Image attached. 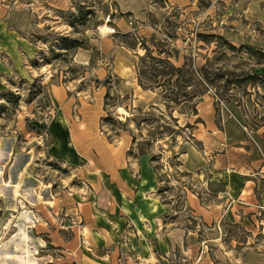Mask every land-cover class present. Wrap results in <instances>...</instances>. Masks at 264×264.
<instances>
[{
	"label": "rangeland",
	"instance_id": "rangeland-1",
	"mask_svg": "<svg viewBox=\"0 0 264 264\" xmlns=\"http://www.w3.org/2000/svg\"><path fill=\"white\" fill-rule=\"evenodd\" d=\"M199 33L219 34L235 47L264 49V0H0V264H22V252L24 264H65L67 251L45 235L40 244L21 250L16 212L35 207L36 190L43 201L48 191L56 198L64 195L69 201H63L64 207L76 211L74 219L62 214L56 220L44 212L55 230L70 236L61 224L75 220L81 225L78 204L83 210L95 200L91 163L108 161L101 142L112 151L108 143L128 148V167L136 176L141 158L147 160L159 183L156 194L171 210L163 218L168 227L198 230L200 242L210 228L219 227L229 264H242L234 259L240 261L246 251H264V209L248 214L244 205L234 204V218L244 214L237 226L228 217L204 225L188 207L196 197L213 205L222 189L215 182L206 184L210 156L224 148L218 138L207 147L202 143L211 130L206 121L214 119L216 135L227 140L231 132L250 136L264 119V84L253 87L240 80L248 73L264 75V62L218 49L215 39L204 43ZM69 39L84 46L66 56ZM153 39L172 53L173 64L182 67L186 61L193 74V80L188 71L177 75L172 95L178 102H170L169 110L162 87L145 78L140 85L139 60L146 54L141 43L153 50ZM234 106L244 116L236 131L229 129L236 123L226 119L235 114ZM108 115L114 122L102 120ZM259 185L264 188V181ZM105 187L96 190L101 194ZM127 230L120 237L118 264H147L130 246ZM210 248V260L218 264ZM87 249L82 243L77 250L90 253ZM157 250L162 258L149 264H184L178 252Z\"/></svg>",
	"mask_w": 264,
	"mask_h": 264
},
{
	"label": "crops",
	"instance_id": "crops-1",
	"mask_svg": "<svg viewBox=\"0 0 264 264\" xmlns=\"http://www.w3.org/2000/svg\"><path fill=\"white\" fill-rule=\"evenodd\" d=\"M234 109L235 114L226 119L236 123L229 124V129L236 131V126L240 128L244 116L238 113V107L234 106ZM223 120L226 123L224 116ZM214 121V119L206 121V127L211 130L201 141L206 147L214 144L217 138L220 145L224 144L220 153L210 156L212 160L211 177L206 182L208 186L214 182L221 184L222 189L215 193L221 197H216L219 201L214 202L213 205H203L196 197L195 200L189 201L190 204L188 202V207L199 216L204 225H216L220 219L225 217H228L232 223L242 224L243 212L238 216L239 220L234 218L235 214L232 215L234 204L244 205L248 214L264 209V188L259 185V182L264 181V119L249 131L250 136L246 133L239 136L231 132L227 140L216 135ZM101 145L104 151L109 153L108 161L97 160L91 163V167L94 168L89 182L95 189V200L89 208L84 207L83 210L79 209L78 204L77 210L80 212L81 225H77L75 220L72 222L74 224H61L70 233L67 238L62 236L60 229L55 230V224L51 222L44 210L46 209L56 220H59L62 214L74 219L76 211L73 212L70 205L64 207L63 201L65 204L68 201L64 195L56 198L48 191L45 198L49 199L43 197L45 199L43 201L41 198L43 194L36 190L33 198L35 207L27 212L24 209H18L16 212V217H19L18 233L20 236L18 240L22 251L30 248L32 244H40L41 237L45 235L51 239L56 248L62 247L67 251L63 256L65 264H68L69 260L77 264H118L120 237L126 227H130L131 232L129 230L126 232L132 237L129 238V244L132 247L135 245L137 254L143 257L147 264L162 258L157 249L162 250V253L166 255L178 252L184 264H213L209 257L210 253L207 251L209 246H212L210 249L214 257H217L218 264L231 262L228 251L222 248L223 233L219 227L218 229L216 226L210 228L208 238L200 242L198 230L189 231L179 225L168 227L163 221V218L171 214V210L156 194L159 191V183L154 170L147 164L145 158H141V161L145 160L143 163L140 161L141 170H137L139 173L136 176L134 171H130L128 167L125 156L128 148L119 144L115 147L108 143L114 149L112 151L103 142ZM73 148L77 149L76 146ZM75 153L79 155V152ZM184 155L183 153L180 157ZM103 185L106 186V191L99 194L96 187ZM36 188L38 189L37 186ZM74 198L78 199L76 196ZM101 199L102 207L99 205ZM42 206L44 209H41ZM41 225H45L46 228ZM82 243H86L90 253L78 252L77 249ZM109 246H113L112 250H107L105 253L97 252ZM76 252L78 254L75 255ZM21 257L22 264H24L23 262L27 259L25 252L21 253ZM234 260L242 264H264V251H246L240 261L237 258Z\"/></svg>",
	"mask_w": 264,
	"mask_h": 264
},
{
	"label": "trees",
	"instance_id": "trees-1",
	"mask_svg": "<svg viewBox=\"0 0 264 264\" xmlns=\"http://www.w3.org/2000/svg\"><path fill=\"white\" fill-rule=\"evenodd\" d=\"M91 14V13H89ZM198 39L202 40L204 43H211L216 41V48H223L228 49L233 53H247L250 57L255 58L259 63L264 62V49L261 47H255L248 44L240 45L239 47H235L232 45L229 41H227L223 36L219 34H206V33H199L197 34ZM215 39V40H214ZM214 40V41H213ZM218 40L221 44H219ZM154 49L152 50L150 47H148L145 43H141V47L146 50V54L144 57L140 58L139 63L140 65H143L142 68H139V79H140V85H143V78L150 80V82L154 83L155 87H162L164 93V98L166 100L165 107L169 110V103L170 102H178V99L175 95H172L173 93V82L178 81V74L184 73L188 71V74L190 78L193 80V74L191 70L189 69L188 63L186 61L184 62L182 67H177L175 64L172 63L171 57L172 53L169 50H165L162 47H160L155 40H152ZM84 44L80 40L77 39H69L65 41V45L63 47V50H65L64 55L68 56L70 53H72L74 50L78 48H83ZM157 52L156 56H153V52ZM225 57L226 54H225ZM206 72V66L202 68ZM149 77H148V76ZM203 77H207V74L204 73ZM241 82H246L249 85H252L255 87V85L259 84L261 82L264 84V75L263 74H257V73H248L244 74L242 79H240ZM229 82V81H227ZM108 83V79H107ZM107 85V84H106ZM108 87V86H107ZM168 91H170L171 94L168 95ZM105 105L107 106V103L109 99H111L110 90L108 88V92L105 94ZM174 96V97H173ZM103 121L108 122H114V119L111 115H108L107 117H104L102 119ZM138 126V124H137ZM124 131H127V129L124 128ZM133 142L136 143V137L132 135ZM131 151V150H130ZM129 151V152H130ZM151 160L154 161V158L152 157ZM237 225V224H235ZM238 226V225H237Z\"/></svg>",
	"mask_w": 264,
	"mask_h": 264
}]
</instances>
